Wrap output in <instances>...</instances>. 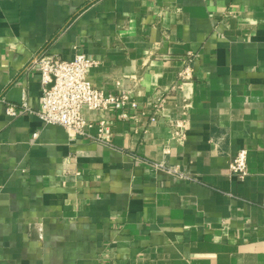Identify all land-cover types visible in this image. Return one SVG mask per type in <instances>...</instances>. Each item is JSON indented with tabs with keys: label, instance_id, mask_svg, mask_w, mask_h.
I'll list each match as a JSON object with an SVG mask.
<instances>
[{
	"label": "crops",
	"instance_id": "1",
	"mask_svg": "<svg viewBox=\"0 0 264 264\" xmlns=\"http://www.w3.org/2000/svg\"><path fill=\"white\" fill-rule=\"evenodd\" d=\"M43 52L137 103L83 109L113 147L36 115ZM0 264H264V0H0Z\"/></svg>",
	"mask_w": 264,
	"mask_h": 264
},
{
	"label": "built area",
	"instance_id": "2",
	"mask_svg": "<svg viewBox=\"0 0 264 264\" xmlns=\"http://www.w3.org/2000/svg\"><path fill=\"white\" fill-rule=\"evenodd\" d=\"M94 65L95 62L83 54L75 55L72 61H64L48 52L37 55L30 66L38 68L41 74L42 109L36 115L45 125L63 127L72 138L86 139L113 147L110 139L111 130L106 121L100 119L97 125L88 122L83 115V109L102 113L111 107L123 110L129 106L133 112H136L138 105L130 102L128 92L105 95L96 89L88 79V72ZM164 103L165 96L156 95L152 122L156 121V116L162 111ZM19 108L32 113L27 102L24 101L21 107L8 105L7 114L16 117ZM122 118H127V115L122 114ZM94 128L97 129L96 134L92 133ZM176 135H179L180 139L184 137L180 124L177 125ZM247 163L248 153L242 150L232 160L230 171L245 178L248 175Z\"/></svg>",
	"mask_w": 264,
	"mask_h": 264
}]
</instances>
